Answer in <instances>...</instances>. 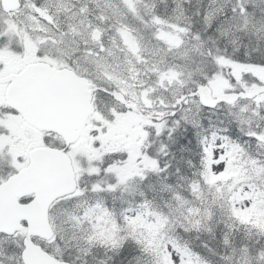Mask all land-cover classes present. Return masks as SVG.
<instances>
[{
    "label": "snow or ice",
    "instance_id": "snow-or-ice-1",
    "mask_svg": "<svg viewBox=\"0 0 264 264\" xmlns=\"http://www.w3.org/2000/svg\"><path fill=\"white\" fill-rule=\"evenodd\" d=\"M0 4L8 9V0ZM249 9L246 0H232L231 14L220 24L223 6L217 8L216 0L195 12L206 29L216 26L224 38L248 33L255 46L242 58L207 47L179 3L165 17L156 0H24L23 27L0 17V264H68V248L76 252L72 264H90L89 257L108 264L121 256L120 264H210L184 235L215 239L219 225L224 252L207 242L199 246L217 256V264H264V243L244 242L264 237V23L257 24ZM165 26L178 30L166 34ZM209 67L218 71L209 73ZM226 67L233 71L224 77ZM222 78L227 91L217 88ZM129 81L137 82V98L142 92L160 97L151 107L142 105L151 119L143 123L138 151L110 148L112 121L121 118L115 114L106 124L99 118L91 121L95 127L83 123L74 137L44 134L42 126L60 118L70 86L95 85L94 94L104 97L101 103L114 102L116 113ZM241 99L248 103L240 106ZM222 105L238 108L229 111V123L249 138L255 155L219 128L202 131L201 113L216 114ZM13 124L37 131L19 135ZM186 127L188 139L197 130V163L187 161L196 178L189 180L177 166L181 186L163 158L175 159L173 145L192 151L177 139ZM78 141L85 156L76 150ZM151 177L159 184L149 189L168 194L162 206L143 190ZM100 249L105 258L97 260Z\"/></svg>",
    "mask_w": 264,
    "mask_h": 264
},
{
    "label": "trees",
    "instance_id": "trees-1",
    "mask_svg": "<svg viewBox=\"0 0 264 264\" xmlns=\"http://www.w3.org/2000/svg\"><path fill=\"white\" fill-rule=\"evenodd\" d=\"M209 2V0H182V8L185 10V13L188 17L191 18V25L194 31H200L202 36L204 37V40L206 42L207 47H219L222 51L227 50L229 55H235L236 57H244L246 51H250L254 46H255V41L251 39L246 32H240L236 31L234 34H232V39L229 40L227 37L226 39L220 35H218V30L216 26H213L212 29H206L204 25L202 24L200 18L195 15V12L198 8L202 9V5H205ZM247 4H258L261 6L263 4L264 8V3H261V0H246ZM232 0H217L216 4H231ZM176 3L173 0H158L157 6L158 10L161 15L165 17H169L171 14V10L173 6ZM194 4H199L197 6H194ZM227 13L230 15V9L229 8H223V12L219 16V20L217 21V24H220L221 22H224V14ZM250 13H255L256 17V23H264V18H262L261 14V9L260 8H252L250 10ZM233 41L235 43L233 44ZM214 42V43H213ZM261 50L264 51V44H261ZM257 54H253V58H256ZM195 67V66H193ZM209 71H214L216 69H213L209 67ZM208 71V72H209ZM210 73V72H209ZM188 132L189 128H184L181 129L180 134L178 136V140H184L185 146L189 147L192 149V151H186V152H180L178 150V147L173 145L171 147L172 153H175V159L172 158V156L164 157L163 159L167 162H170L172 164V168L170 169V174L172 176V181L175 184L178 185H183L185 182L179 180L176 177L175 174V169L177 166L181 167L182 169V175L186 176L189 180L190 179H195L196 177L193 175V173L196 171L195 167H190L187 164V161L192 159L194 163H197L194 160L195 156V148L194 144H196V133L193 129H191V138L188 139ZM53 136V135H51ZM53 138H56L53 136ZM248 150L253 153L254 155L257 153L252 150V148H248ZM82 152V156L86 155V152ZM153 184L157 185L159 184L158 178L151 177L148 181H145L144 184L142 185L143 190L147 194L148 199L154 200V202L158 205L164 200H168V194L167 193H161L158 190L157 191H152L149 189L148 185ZM187 195V193H185ZM117 198V203L116 207L118 208V198L120 197V193H115L114 194ZM132 199V197H130ZM108 203L111 205L112 198L108 197ZM223 229V225H219L216 228V238L213 239L211 236H209L207 233L203 234H197V233H192L191 235H184V239L190 240L191 243L197 247V249L200 251V253L208 260L210 261V264H217L218 257L213 256L210 253H208L206 250H203L200 248V244L202 242H207L209 247L215 249L219 253H223L224 249L222 246L219 244V235L220 232ZM244 237V232L243 229H241L240 232L235 233V240L237 245L241 243L242 238ZM259 240L260 243H264V237H252L251 239L244 240L245 243H248L249 245L255 244V242ZM109 255H111L109 253ZM97 260L105 258L104 252L102 249L97 250ZM125 260V257L121 256L116 258L114 261H109L108 264H120L121 261ZM90 264H93L91 257H89Z\"/></svg>",
    "mask_w": 264,
    "mask_h": 264
},
{
    "label": "water",
    "instance_id": "water-1",
    "mask_svg": "<svg viewBox=\"0 0 264 264\" xmlns=\"http://www.w3.org/2000/svg\"><path fill=\"white\" fill-rule=\"evenodd\" d=\"M86 86L73 85L68 90V101L60 112V118L50 123L44 124L42 127L47 132H53L61 136L67 137L70 133L73 137L78 133L79 126L83 124L84 118L90 107V93ZM8 216H5V222Z\"/></svg>",
    "mask_w": 264,
    "mask_h": 264
},
{
    "label": "flooded vegetation",
    "instance_id": "flooded-vegetation-1",
    "mask_svg": "<svg viewBox=\"0 0 264 264\" xmlns=\"http://www.w3.org/2000/svg\"><path fill=\"white\" fill-rule=\"evenodd\" d=\"M19 2H20L19 4H16L15 10H14V4L12 5V7H9V5H8L7 10L4 8V6L2 4H0V17H7L13 23H19L23 27L25 21L28 20V17L21 13V7L24 3V0H19ZM25 11H27V10H25ZM60 20H61V22L64 21V17L62 15L60 16ZM29 23H31V22L29 21ZM17 68H18L17 65H15V64L12 65L13 74H16ZM124 94L125 95L123 97L126 99V102H131V99L128 96L127 91H125ZM7 96H8V93L5 92L4 93L5 102L7 101ZM103 100H104V97L98 93L93 96L94 107L96 108V106H98L99 113L100 112L102 113L101 114L102 121L106 122L107 120H109V117L111 115H114V114L120 115L121 118L117 122V130L116 131H117L118 135H124L127 131V128L130 125V121L132 119V112L127 110L124 106H122V103H119L118 105H116V108L118 111L116 113H113L112 107L110 108V107H108V104L101 103V101H103ZM105 102H108V101H105ZM107 114L109 116H107ZM93 120H96V119L90 118L87 123L91 124V121H93ZM91 126L95 127L94 124H91Z\"/></svg>",
    "mask_w": 264,
    "mask_h": 264
},
{
    "label": "rangeland",
    "instance_id": "rangeland-1",
    "mask_svg": "<svg viewBox=\"0 0 264 264\" xmlns=\"http://www.w3.org/2000/svg\"><path fill=\"white\" fill-rule=\"evenodd\" d=\"M176 4L177 3H179L180 5L182 4V0H173ZM157 2H158V0H156V4H157ZM145 38L147 39V34H145ZM229 40H231L232 39V36L230 35L229 37ZM226 39V38H225ZM176 79V77L174 76V75H172V76H169L168 77V80H169V82H171V81H173V80H175ZM225 86V82H224V78H222L221 79V81L218 83V85H217V88L218 89H221V88H223ZM229 111H231L232 113H237L238 112V108H233V109H226V110H224L223 111V114L224 115H227L228 113H229ZM244 115H248L247 113H245ZM130 199V198H129Z\"/></svg>",
    "mask_w": 264,
    "mask_h": 264
},
{
    "label": "bare ground",
    "instance_id": "bare-ground-1",
    "mask_svg": "<svg viewBox=\"0 0 264 264\" xmlns=\"http://www.w3.org/2000/svg\"><path fill=\"white\" fill-rule=\"evenodd\" d=\"M102 114V113H101Z\"/></svg>",
    "mask_w": 264,
    "mask_h": 264
}]
</instances>
